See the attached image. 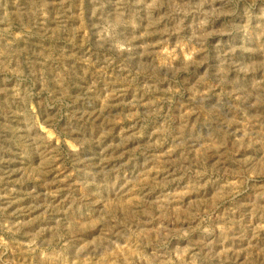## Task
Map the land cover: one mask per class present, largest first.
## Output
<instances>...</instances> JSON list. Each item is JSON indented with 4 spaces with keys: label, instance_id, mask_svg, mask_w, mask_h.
<instances>
[{
    "label": "rangeland",
    "instance_id": "obj_1",
    "mask_svg": "<svg viewBox=\"0 0 264 264\" xmlns=\"http://www.w3.org/2000/svg\"><path fill=\"white\" fill-rule=\"evenodd\" d=\"M0 264H264V0H0Z\"/></svg>",
    "mask_w": 264,
    "mask_h": 264
}]
</instances>
